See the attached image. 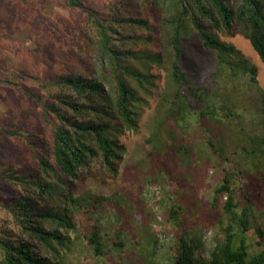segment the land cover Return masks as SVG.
Instances as JSON below:
<instances>
[{"label":"trees","instance_id":"obj_1","mask_svg":"<svg viewBox=\"0 0 264 264\" xmlns=\"http://www.w3.org/2000/svg\"><path fill=\"white\" fill-rule=\"evenodd\" d=\"M63 1L82 12L85 23L75 58L62 61L51 77L10 66L0 72V84L11 85L31 104L23 115L38 114L51 131L49 136L47 129H33L25 136L35 165L0 166V264H66L79 243L98 259L125 264L113 249L122 254L129 243L119 239L120 232L107 238L99 227L101 213L112 206L120 210L117 194L75 193L71 185L107 183L119 175L126 150L121 136L139 132L141 112L158 87L155 69L166 73L157 120L146 138L147 164L157 173L138 180L127 171L125 180L130 176L140 191L159 185L167 219L178 225L182 208L169 190L171 180L181 183L188 173L203 177L217 169L211 207L223 228L208 258L182 233L177 255L160 264H264V228L256 224L258 197L250 188L254 173L264 170V130L246 128L245 114L217 80L246 77L257 84L264 115L256 66L219 36L243 35L264 64V0H109L104 10L85 0ZM195 37L215 54L214 66L199 76L187 54ZM17 125L11 116L0 131L21 136ZM233 131L241 142L231 149L225 137ZM227 148L243 159L233 166L238 171L225 165Z\"/></svg>","mask_w":264,"mask_h":264},{"label":"rangeland","instance_id":"obj_2","mask_svg":"<svg viewBox=\"0 0 264 264\" xmlns=\"http://www.w3.org/2000/svg\"><path fill=\"white\" fill-rule=\"evenodd\" d=\"M85 1L91 7L104 10L109 0ZM84 27L82 12L71 9L63 0H0V72L4 66H10L24 69L30 75H40L44 78L54 76L60 72L62 61L75 58V49L81 38L80 31ZM219 36L239 48L256 66L258 85L264 89V64L250 41L241 34L223 31L219 32ZM194 40L195 43L188 48L187 54L194 73L199 76L214 66L215 54L212 50L202 47L197 37ZM154 73L160 75L157 80L158 87L150 98V104L141 112L139 132H127L121 136L126 150L119 163V175L109 179L107 183L88 179L85 182L74 180L71 185L75 193L92 190L108 196L117 194L120 210L116 212L112 206L101 213L99 227L107 238H115L121 233V238H118L123 237L125 242L129 243L128 251L122 254L113 249L116 256H121L119 260L125 264L169 263V260L177 255L182 233L189 239H195L196 252L199 256L208 258L211 250L223 238L218 213L211 207L217 169H211L203 177L188 173L181 183L175 179L171 180L169 190L182 208V220L178 225L167 219L166 208L160 203L159 185L150 184L140 191L138 187H134L137 186L134 185L135 182H129L132 174L139 180L143 179V175L152 177L157 173L156 168H150L147 164L146 138L157 120V104L165 87L166 73L160 69H155ZM217 80L222 82L224 93L233 96L234 108L245 114L242 123L246 124V128L252 129L250 132L263 131L264 115L261 114L262 104L257 93V84L248 83L246 77L240 79L217 77ZM25 82L31 83L29 80ZM30 105L11 85L0 84V126L6 124L11 116H16L17 129L22 133L21 136H8L0 131L2 167L36 164L35 154L25 136L28 135V130L33 129L43 134L47 125L40 120L38 114L30 117L23 115V111ZM232 124V128L235 129L240 126ZM193 130L194 128L189 129L188 133H193ZM45 133L51 136L49 129ZM227 133L225 137L227 145L229 144L231 149L236 148V144L241 142L240 135L234 131ZM230 148L226 150L230 161H226L225 165L231 170L238 171L233 166L240 163L238 164L240 167L243 159L241 157L238 159L233 152L230 153L229 151H232ZM262 171V176L259 172L254 173L250 179L254 186L250 185V188L251 193L258 197L255 200L259 206L256 224H261L264 228V170ZM126 172L130 175L127 181L124 177ZM245 179L249 180L248 177ZM124 186L126 189H123ZM249 235L251 241L255 243L257 236L253 229ZM260 248L257 246L254 249L258 251ZM109 261L98 259L89 247L79 243L69 253L66 264H113Z\"/></svg>","mask_w":264,"mask_h":264}]
</instances>
